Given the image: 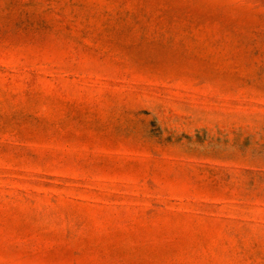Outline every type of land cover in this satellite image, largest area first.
Listing matches in <instances>:
<instances>
[{
  "label": "rangeland",
  "instance_id": "rangeland-1",
  "mask_svg": "<svg viewBox=\"0 0 264 264\" xmlns=\"http://www.w3.org/2000/svg\"><path fill=\"white\" fill-rule=\"evenodd\" d=\"M0 264H264V0H0Z\"/></svg>",
  "mask_w": 264,
  "mask_h": 264
}]
</instances>
